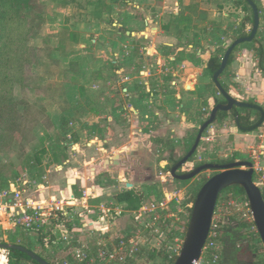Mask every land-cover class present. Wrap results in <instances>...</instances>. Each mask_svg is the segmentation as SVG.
<instances>
[{"label":"rangeland","instance_id":"rangeland-1","mask_svg":"<svg viewBox=\"0 0 264 264\" xmlns=\"http://www.w3.org/2000/svg\"><path fill=\"white\" fill-rule=\"evenodd\" d=\"M253 1L261 11L259 35L264 37V0ZM98 3L109 6L110 12H97ZM243 9L242 0H31L25 10H1L4 18L0 23V192L10 183L25 180L28 181L25 197L42 200L49 193L50 197L65 199L71 195L67 180L75 177L78 181L79 169L88 175L84 177L86 186L78 188L76 182L72 196L79 199L85 190L91 193L88 205L98 220L104 218L100 210L109 211L104 228L97 227L103 229L102 234L97 231L95 235L91 226H82L81 214L91 216L80 202L71 208L67 227L74 243L69 246L58 240V229L55 237L49 231L48 235H38L18 227L6 230L7 225L0 226V243L21 245L51 264H85L74 258L79 247L109 250L117 241L129 238L141 247L136 264H167V247L184 241L190 209L199 189L219 171L206 170L188 181L172 179L171 183L169 168L167 165L160 168L159 162L170 156L178 159L176 148L183 157L187 143L179 146L169 136H157L147 129L148 141L156 144L148 153L150 161L140 151H130L124 154L129 160H123L122 171L100 169L99 176L92 181L93 169L100 167L103 159L111 158L114 125L119 126L118 135L124 137L131 128L132 117L129 111L122 110L127 98L117 95L113 88L111 33H116L119 25L127 31H137L146 25L157 27L163 30V36L173 34L179 38V48L189 43L194 47L192 66H206L211 57L221 61L223 47L241 33L240 23L250 16ZM245 28L249 31L252 26L246 23ZM155 41L151 36L147 40L141 38L135 42L137 51ZM199 48L203 50L202 58L196 55ZM244 50L248 47L239 48L236 59ZM147 64L153 65L152 72L159 65L153 59ZM232 64L222 80L226 88L229 91L232 87L244 100L254 102L256 98L245 93L246 85L232 82L235 78ZM168 67L171 65L167 64ZM256 72L259 73L255 67ZM204 79V94L215 93L217 89L206 71ZM215 96L223 99L218 93ZM209 111L201 112V118L208 116ZM239 112L245 114L244 110ZM250 117L254 124L259 120L252 110ZM197 125L188 131L189 141L197 134L200 127ZM234 126L230 117L209 126L185 168L220 164L224 160L247 161L253 164L254 182L264 192V121L247 133L249 136H241ZM246 137H250L249 142H242ZM127 183L135 193L152 192L136 210H129L125 203L116 200L119 193L130 190ZM173 192L176 200L170 203L168 196ZM156 203L159 207H155ZM245 204L244 198H234L230 190L221 193L213 215L215 230L225 224L227 217L243 221ZM153 218H159L161 223L157 224ZM245 233L252 238L254 261L264 264V248L258 234L248 224ZM1 255L5 257L4 264H8L7 250L1 249ZM21 264L33 263L24 260Z\"/></svg>","mask_w":264,"mask_h":264},{"label":"crops","instance_id":"crops-1","mask_svg":"<svg viewBox=\"0 0 264 264\" xmlns=\"http://www.w3.org/2000/svg\"><path fill=\"white\" fill-rule=\"evenodd\" d=\"M118 27L116 33H111L113 88H116L115 91L117 95L127 98L122 110H124V113L129 111L132 119L130 124L131 128L125 137L122 136V134L118 135L119 133L117 130L119 126L116 124L114 125L116 130L115 132L113 131V135H111V158L109 159H113L115 155H120L122 160H129V157L124 155L125 153L140 151L141 155L146 157V161H150L148 153L156 148V144L148 141L145 130L148 129V131H152V133L157 134V136H169L171 139L175 140L177 145L184 146L188 142V137H190L188 136V131L203 120L200 113L208 109L211 111L213 108V98L218 99L215 93L208 95L204 94V71L210 58L208 57L209 60L206 66H192L190 59L194 47L189 43L186 46H182L183 48H179V38H176L173 34L163 36L162 29L157 27L152 28L148 25L143 26V28L137 31L131 29L127 31L123 29L121 25ZM150 36L157 39V41H155L156 43H153L150 47H141L138 52L135 42L139 41L141 38L147 40ZM156 49H160V52L158 53ZM202 51L201 48L197 50L196 55H198L199 58H202ZM153 53H155L154 57H152ZM152 59L153 61H158L159 64L155 72L151 70L153 65L148 66L147 64L148 61ZM167 64H170L171 68H166ZM255 67V60L248 50H244L242 56H239L231 67L235 75L232 82L234 84L239 83L246 85L248 91L245 93L250 94V98H256L253 103L244 100L243 95L232 87H230L229 91L227 89V93L235 100L259 106L264 111L262 106L264 104V78H262L261 74L258 72L254 74ZM227 69H225L224 75L219 77L224 86L226 82L222 80L226 79V75L229 72V69ZM118 81H120V83H118ZM214 88H216L215 85ZM119 91H121V93ZM205 101H207V105H205ZM236 109L237 108H233L229 114L232 113L234 115ZM248 110L255 111L256 113L259 112L254 109ZM240 115L244 116V113L240 112ZM236 117L235 115L233 116L235 122L234 127L238 132L242 133L241 136L243 134L247 135L249 132L242 131L238 127L235 121ZM250 121H253L252 117H250ZM249 140L250 137H246L241 141L246 143L249 142ZM107 149L108 145L105 146V151ZM102 150L100 149L99 151ZM175 154L181 159L185 156L180 157L181 153L179 148L175 149ZM104 160L106 159H103L102 162ZM167 164V159H161L159 162L160 168L163 169V165L166 166ZM86 165L88 164H85V166ZM122 167H124L123 161L118 169L122 171ZM98 169L99 167L93 169L95 172L91 175L92 181L99 176L100 173L98 172L100 169ZM85 170L87 171V169ZM76 171L80 174L79 180L76 181L79 184L78 188H84L86 186L84 177L88 175L86 172H82L79 169ZM71 172H73V170H71ZM106 172H108V170ZM179 172L181 173V171ZM108 173L111 174L112 172ZM70 179L75 180V177ZM70 183H72V181H70ZM96 188L97 187L94 186V189ZM46 195L50 196L49 193ZM61 195L64 197L63 193ZM81 216H83L82 226L104 228L105 221H99L94 215L87 217L81 214ZM4 225L6 224L0 221V226H2V228ZM13 228L14 227L7 225L6 230H12Z\"/></svg>","mask_w":264,"mask_h":264},{"label":"water","instance_id":"water-1","mask_svg":"<svg viewBox=\"0 0 264 264\" xmlns=\"http://www.w3.org/2000/svg\"><path fill=\"white\" fill-rule=\"evenodd\" d=\"M244 1L250 6L253 13V25L251 31L247 37L238 38L229 45L220 61L218 70L212 76L213 83L219 94L224 99V103H218L211 109L208 119L199 128L194 144L190 151L170 170V175L177 181H188L206 170L219 171V173L215 174L206 182H204L196 195L183 245L173 264H194V262L200 258L202 249L211 229L218 198L223 191L234 186L241 187L244 190L253 222L256 226L258 236L264 248V199L260 188L253 180L254 169L252 163L247 161H236L226 164L207 163L196 167L189 173H179L180 168L183 167V165H185L196 152L197 147L202 140L203 133L214 123L219 112L229 113L233 110V108L254 109L259 111V121L249 128L240 127L238 124V118H235L238 127L245 132L254 131L264 121V111L261 107L235 100L227 93V91L223 89L219 82V77L225 71L233 50L239 45L250 43L255 38L259 30L260 17L256 4L253 0ZM122 161L123 160L121 159L120 155H115L111 160H104L99 169H117L121 166ZM243 167L246 169H242ZM70 181H72V183H70ZM75 184L76 179L67 180L68 190L70 191L71 195L73 186ZM126 186L128 188L132 187V185L128 183ZM1 249H14L26 254L38 264H50L48 261L33 251L21 245L0 243V250Z\"/></svg>","mask_w":264,"mask_h":264},{"label":"built area","instance_id":"built-area-1","mask_svg":"<svg viewBox=\"0 0 264 264\" xmlns=\"http://www.w3.org/2000/svg\"><path fill=\"white\" fill-rule=\"evenodd\" d=\"M187 163L184 165V167H181L182 173H188L189 170L193 169V167H191V169L185 168V166L189 165V163ZM169 178L171 182L172 177L170 173ZM19 182L20 183H10L6 189H3L0 192V218L2 219L3 223L11 227H18L25 231L33 232L38 235H48L49 233L55 236V230L58 229L60 234L58 240L64 242L67 244V246H69L71 242L74 243V236H72V234L71 236L68 234L70 232L69 227H67V223L69 222L68 211H71V208L77 206L78 202H80V206L83 209H86L88 214H94L92 213L91 207L88 205V200L90 199L91 193H88L85 190L83 192V197L79 199L74 198L72 195L65 199H56V197H50L48 195L47 199L34 200L30 197H25L23 194L25 192V187L28 186V181L21 180ZM174 200H176V192H173L168 196V202L172 203ZM245 200L246 209L242 212V220L246 222L248 226H250V228L256 232V234H258L256 226L253 222L248 201L246 198ZM232 204L234 207L238 206V203L234 202ZM155 207H159V204L156 203ZM108 211H105L104 209L100 210L104 218L99 219V221H104ZM135 219L137 221L139 220V217H136ZM153 220L157 224L161 223L159 218H153ZM90 229L92 230L91 233H95V235H97V231L100 233L103 232V229H97L96 227H91ZM175 242H178V240H175ZM170 244L171 245L167 247L168 250L166 252L167 264H170L172 261L176 260L181 251L183 242H181L180 245H178L179 243H177V245L174 244L175 246L172 243ZM88 248L89 247H79V249H77V255H74V258L78 260L79 263L136 264L141 252V247L139 244L136 243L135 240H130L129 238L117 241V244L111 245V249L109 250H104L103 248L91 250ZM221 249V245L217 240V231L215 230V225H213L212 220L211 229L202 249L200 258L194 262V264H219L221 258ZM54 264H59V262ZM64 264H67V262H64Z\"/></svg>","mask_w":264,"mask_h":264},{"label":"trees","instance_id":"trees-1","mask_svg":"<svg viewBox=\"0 0 264 264\" xmlns=\"http://www.w3.org/2000/svg\"><path fill=\"white\" fill-rule=\"evenodd\" d=\"M50 1L54 2V1H60V0H50ZM30 2L31 0H0V23L1 21H3V18H4L2 17L1 10L10 9V8H16L17 10L18 9L25 10L26 8H28ZM242 3H243V8H244L243 10L249 11L250 16H246L244 20L240 23L241 33L233 41H235L238 38L247 37L249 35L251 29L249 31H246V28H245L246 23H249L250 26L253 25L252 9L244 0H242ZM256 6H257V9L260 15V12H261L260 8L258 7V5ZM96 10L99 13L100 12L109 13L110 7L107 6L106 4L100 5V3H98L96 5ZM178 24L181 25L182 21H179ZM165 30H168V27H165ZM259 34L260 33L258 30L255 38L250 43L239 45L233 50L232 54L230 55L226 69L229 68L230 65L234 63V61L236 60V53L239 50V48H242V46H247L248 51L252 54L256 62L257 70L261 74L262 78H264V37H261ZM74 37L75 36L72 35L73 40H76ZM228 47L229 45L223 47L224 52L227 50ZM219 65H220V60L218 59V57L214 56L210 58L205 71L208 72L211 78L214 75V73L218 70ZM219 82L221 86L223 87V89L227 91L226 86L222 84L220 79H219ZM215 93L219 94L218 90H216ZM204 103L205 105L208 104L207 101H205ZM218 103H224V100L223 99L218 100L216 98H213L212 106L214 107ZM249 103H253V102L250 101ZM239 110L245 111L244 116L240 115ZM235 112L236 113L234 115L238 117V124L240 127L246 128L254 124L253 121H250V110L237 108ZM257 114L259 115V113ZM234 115L232 113L229 114L226 112H219L214 123H222L226 119H228V117L234 120L233 118ZM207 119L208 117L206 116L199 123V126L201 127ZM195 137H196V134H194V136L190 139V141L188 140L187 145L184 150V155H186L192 148L194 141H195ZM56 159L57 158H55V160ZM180 159L181 158L174 160L172 159V156H170L167 159L168 161L167 167L169 168V172L171 168ZM189 161H191V159ZM230 162H232V160H224V161H221L220 164H226ZM226 190H230L234 198H244V199L246 198L244 190L241 187L234 186ZM151 193L144 195L142 193H135L132 190H127L125 192L119 193L116 197V200L119 203H125L129 210H136L140 207L143 201L150 196ZM262 196L264 199V192H262ZM194 201H195V198H194ZM191 210H192V207L190 209V214H191ZM189 218H190V215H189ZM246 227H247L246 222L238 220L236 217H227L225 224L221 226L220 229L217 230V240L222 248L219 264H258L259 261H254L256 259L255 253L252 252V249H254V245L250 244L252 240V238H250V235L245 233ZM7 253H8V264H21L23 263L24 260L30 261L33 264H38L34 260L29 258L26 254L21 253L20 251L9 249L7 250ZM1 256H0V264H4L5 257L3 255ZM174 262L175 261H172L170 264H173Z\"/></svg>","mask_w":264,"mask_h":264},{"label":"flooded vegetation","instance_id":"flooded-vegetation-1","mask_svg":"<svg viewBox=\"0 0 264 264\" xmlns=\"http://www.w3.org/2000/svg\"><path fill=\"white\" fill-rule=\"evenodd\" d=\"M257 113H259V112H257ZM258 116H259V119H260V113H259ZM258 121H259V120H258ZM253 125H255V124H253ZM253 125H252V126H253ZM250 127H251V126H250ZM246 128H249V127H246ZM183 167H184V165H183ZM194 169H195V168H194ZM194 169H192V170H194ZM192 170H191V171H192ZM179 171H181V168H180ZM191 171H189V172H191ZM189 172H188V173H189ZM179 173H180V172H179ZM181 173H182V172H181ZM181 173H180V174H181ZM171 177H172V176H171ZM172 179H173V177H172ZM173 180H175V179H173ZM173 180H172L171 182H173ZM176 181H177V180H176ZM130 190H133V187H131Z\"/></svg>","mask_w":264,"mask_h":264}]
</instances>
